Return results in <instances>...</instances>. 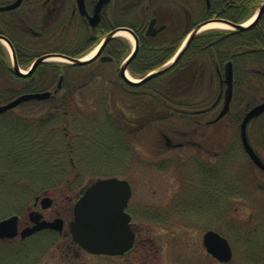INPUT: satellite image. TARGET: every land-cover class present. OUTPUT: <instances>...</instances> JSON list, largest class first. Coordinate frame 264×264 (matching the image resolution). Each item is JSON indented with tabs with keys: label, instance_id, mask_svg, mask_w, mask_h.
Here are the masks:
<instances>
[{
	"label": "flooded vegetation",
	"instance_id": "1",
	"mask_svg": "<svg viewBox=\"0 0 264 264\" xmlns=\"http://www.w3.org/2000/svg\"><path fill=\"white\" fill-rule=\"evenodd\" d=\"M15 1L0 0V6ZM263 5L264 0H104L101 3L100 0H21L14 9L0 12V36L8 41L7 44L0 40L7 50L0 45V72L5 73L10 81V86L1 95L12 99L23 94L48 91V100L33 103L47 104L50 108L49 104L53 102L52 109L60 113L62 99L70 98V111L77 112V93L93 79L101 80L106 85L105 90H100L104 98H119L118 102L114 100V105L108 106V110L112 118L116 116L120 120L119 127L116 125L117 131L124 138L138 137L143 129L153 125L162 129L158 134L168 151L188 149L195 164L213 157L210 175L215 174L216 181L210 193L212 196L208 201L191 204L199 206L194 209H220L221 123L231 114L238 92L251 96L256 92L252 90L255 87L253 80L260 79V83H264V11L257 17ZM253 16L257 17V21L246 30L230 26L246 23ZM212 22L230 25L225 24L227 29L198 32L188 40L197 27ZM259 30L261 34L256 37ZM120 32L128 34L131 41L119 35ZM208 33L229 39L230 45L220 49L216 40L208 44L200 41ZM241 34H245L247 41L237 42ZM184 44V50L176 56ZM92 51V56L86 58ZM72 60L92 62L83 66L54 62ZM13 61L28 76L16 75ZM36 61L43 62L33 68ZM167 61L176 62L161 74L146 80L151 72ZM213 75L217 85L212 92L215 98L206 103L202 94L206 91L207 76L211 77V81ZM229 90L231 98L221 115ZM163 98L167 99L166 103ZM197 98L203 99L201 106L195 105ZM248 106L246 104L247 110L244 109L240 115L235 114L236 119H240L238 131L241 145L240 124L251 108ZM64 114L67 115V112ZM231 122L234 123L233 120ZM249 125L247 140L264 162L251 143ZM64 137L72 141L71 137ZM134 154L137 158L138 154ZM176 156L177 159H173L175 167L181 161L179 158L182 159L180 154L173 155ZM91 183L88 181L80 186L76 196ZM130 189L131 195L125 207L133 234L130 249L114 254L89 252L74 242L69 233L73 217L56 215L61 220L60 231L43 229L25 238H53L54 249L27 250V255L19 263L27 264L25 259L31 253L34 254L32 264L44 257L46 259L42 264H157L163 253L152 234L153 217L139 218L134 211L136 207L131 209V185ZM234 189L231 188L230 193ZM202 194L205 195V192ZM150 206L140 209H182L187 204L160 202ZM146 214L151 216L148 213L140 215ZM161 214L164 217L162 211L156 216ZM214 217L219 220L220 212H214ZM154 219L159 221L160 218ZM231 223L237 221L232 218ZM29 225L31 222L27 217L23 227ZM115 230L116 224L113 223L108 231L114 235ZM169 261L167 259L166 264H171Z\"/></svg>",
	"mask_w": 264,
	"mask_h": 264
},
{
	"label": "rangeland",
	"instance_id": "2",
	"mask_svg": "<svg viewBox=\"0 0 264 264\" xmlns=\"http://www.w3.org/2000/svg\"><path fill=\"white\" fill-rule=\"evenodd\" d=\"M210 79L207 76L206 91L202 94L206 103L215 98L212 92L216 90V76ZM253 81L255 87L252 90L256 92L251 96L238 92L231 114L221 123L220 209L201 210L194 209L198 205H192L193 202L208 201L212 196L210 193L216 181L215 174L210 175L213 157L195 164L188 149L168 151L158 134L162 129L153 125L143 129L138 137L124 138L117 131L120 120L115 115L112 118L108 110V106L114 105V100L118 102L119 98H104L100 90H105V83L93 79L77 93L79 109L77 112L69 109L63 131L61 118L36 128L37 118L46 116L47 104L30 103L0 114V220L17 215L23 227L27 221V208L39 210V203L34 207V200L43 195L56 199L43 211L46 219L56 215L68 218L63 214L69 208L67 200L80 186L98 177L119 175V179L128 180L132 187L131 209L136 207L134 211L139 218L153 217L152 234L163 253L157 264H166L167 259L171 264H218L202 247V235L209 229L219 231L229 240L233 250L230 264H264V175L245 155L239 139L240 119L235 117L247 110L246 104L250 108L264 102V83L262 85L260 79ZM8 86L9 77L0 72V104L9 99L1 95ZM195 100L196 106L203 104V99ZM163 101L166 103L167 99L163 98ZM249 126L251 143L264 159V114ZM64 135L72 141L66 140ZM133 150L138 154L137 158ZM177 153L182 159L179 158L181 161L175 167L173 159L177 156L173 155ZM37 163H45L44 168L35 167V164L39 165ZM65 180H68L67 185L63 184ZM25 182L28 187L21 185ZM46 187L50 190L43 192L42 188ZM231 188H235L233 193H230ZM160 202H184L187 206L179 207L182 209H140ZM161 211L164 217L162 214L157 217ZM214 212H220L219 220L215 219ZM145 213L151 216L140 215ZM228 217L234 218L238 225L232 224ZM53 244V238L46 236L0 241V264H20L27 250H53ZM30 254L25 259L27 264L33 261L34 254ZM45 259L34 264H42Z\"/></svg>",
	"mask_w": 264,
	"mask_h": 264
},
{
	"label": "water",
	"instance_id": "3",
	"mask_svg": "<svg viewBox=\"0 0 264 264\" xmlns=\"http://www.w3.org/2000/svg\"><path fill=\"white\" fill-rule=\"evenodd\" d=\"M21 0H16L13 4L0 6V12L8 11L14 9ZM104 0H100V3ZM264 11V5L260 7L257 17ZM257 17L253 23L249 26L241 25H230L236 29L243 31L248 29L250 26L254 25L257 21ZM208 23L202 24L197 27L189 36L188 40L192 38L203 26ZM0 40L8 41L0 36ZM185 44L180 48V51L176 56H179L184 50ZM62 58L68 59L65 56ZM176 58V57H174ZM174 60V59H173ZM43 61H36L33 68ZM72 65H86L92 61H67ZM176 61H169L166 65L162 66L158 70L154 71L147 76L150 79L156 75L161 74L167 68L172 66ZM124 69V66H123ZM13 72L18 76H28L21 73L15 61H13ZM227 83L230 85L229 77H227ZM230 89V88H229ZM227 97L225 99V108L221 115L225 112L230 101V90L227 92ZM50 96V92L42 93H31L20 95L5 104L0 105V113L9 111L16 106L29 101L35 100H45ZM264 112V102L252 107L242 119L240 124V137L242 146L251 159V161L262 171H264V162L259 158L256 152L253 150L251 145L247 140L246 128L247 124L251 119L260 115ZM130 195L129 185L124 180H119L116 178L101 179L94 182L89 186L84 192L79 200L75 203L73 214L75 221L72 224L71 232L73 238L85 249L92 252H109L122 253L132 244V232L129 229L128 221L129 217L124 213V208L126 206L127 200ZM53 200L49 197H43L40 199V205L42 209H46L51 206ZM30 219L33 221V225L30 227L23 228L20 232L17 230L18 217L16 215L9 216L5 219L0 220V239H9L15 237L18 233L21 238H25L41 229L44 228H60V220L53 222H46L41 219L42 214L38 212H30ZM116 224L115 234L112 231H108V228ZM110 234L108 237L107 235ZM203 246L207 253H209L213 258L217 259L219 262L226 263L232 258L231 247L226 238L222 237L217 232L212 230L206 231L202 238Z\"/></svg>",
	"mask_w": 264,
	"mask_h": 264
},
{
	"label": "trees",
	"instance_id": "4",
	"mask_svg": "<svg viewBox=\"0 0 264 264\" xmlns=\"http://www.w3.org/2000/svg\"><path fill=\"white\" fill-rule=\"evenodd\" d=\"M260 30L257 32L256 37L257 36H260ZM245 34H241L240 37H238L237 39V42H241V41H247V37L244 36ZM212 40H216L218 42V48L222 49V48H226L227 46L230 45V41L229 39H226V38H223L221 35H213V34H205L204 37L200 40L202 42H205V44H208L209 42H211ZM231 40V39H230ZM256 40V38H255ZM207 55V54H206ZM208 56V55H207ZM164 61H160L159 63H163ZM208 63H212L213 61H207ZM218 62H221V61H218ZM158 63V64H159ZM0 101H2L0 99ZM37 105V104H36ZM40 105V104H39ZM48 106V105H47ZM50 108H48L47 110V113H46V116L45 117H39L37 118V121H38V125H37V122H36V128H40L39 125H42V124H48L49 121H53V120H57L58 121V118H61V122H62V126L67 124V120H68V116H69V109L71 107V99L70 98H66V99H62V103H61V112L60 113H56L52 108H53V102H51L49 104ZM64 112H67V115L64 114ZM63 119V120H62ZM46 163V161H44ZM45 163L42 164V163H37L39 165H36L35 164V167H40L41 169L44 168L45 166ZM252 165V163H251ZM253 166V165H252ZM254 167V166H253ZM255 168V167H254ZM46 169V168H45ZM47 170V169H46ZM258 172H260L258 170ZM261 174L264 175V173L260 172ZM29 179H32L31 177ZM41 179V178H39ZM64 185H67V182L66 180L63 182ZM21 185H24V186H27L28 187V184L25 182L24 184L22 183ZM26 188V187H25ZM43 189V192H46L50 189H47L46 188H42ZM29 193V192H28ZM224 195H226V193H223ZM230 194V193H229ZM232 194H230L231 196ZM54 200L56 201V199L54 198ZM229 220L232 219L231 217H228ZM234 219V218H233ZM238 220V219H237ZM246 221H249V220H246ZM235 225V224H234ZM238 225V223H237ZM239 226H241V224H239ZM214 261V260H213ZM231 263V262H230ZM228 263V264H230Z\"/></svg>",
	"mask_w": 264,
	"mask_h": 264
},
{
	"label": "bare ground",
	"instance_id": "5",
	"mask_svg": "<svg viewBox=\"0 0 264 264\" xmlns=\"http://www.w3.org/2000/svg\"><path fill=\"white\" fill-rule=\"evenodd\" d=\"M252 19H253V17H252L251 19H249V20L245 23V26L248 25L249 23H251ZM227 28H228L227 26L222 25V24H220V23H210V24L204 26V27L202 28V30H203V29H227ZM119 35H121L122 37H125L126 39L130 40L129 35L126 34V33H124V32H120ZM130 41H131V40H130ZM93 53H94V51H92L91 53H89V54L86 56V58H89L90 56H92Z\"/></svg>",
	"mask_w": 264,
	"mask_h": 264
}]
</instances>
